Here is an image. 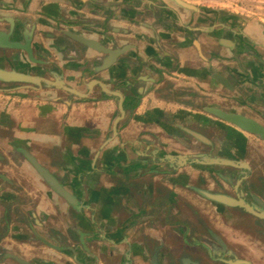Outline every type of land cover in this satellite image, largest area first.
Listing matches in <instances>:
<instances>
[{"label": "crops", "instance_id": "0c3cea01", "mask_svg": "<svg viewBox=\"0 0 264 264\" xmlns=\"http://www.w3.org/2000/svg\"><path fill=\"white\" fill-rule=\"evenodd\" d=\"M184 1L0 0V67L76 89L0 81V264H264V219L205 194L264 208V140L208 111L264 125V33Z\"/></svg>", "mask_w": 264, "mask_h": 264}, {"label": "water", "instance_id": "95a60500", "mask_svg": "<svg viewBox=\"0 0 264 264\" xmlns=\"http://www.w3.org/2000/svg\"><path fill=\"white\" fill-rule=\"evenodd\" d=\"M178 1L181 4H189L184 0H178ZM72 36L77 38L81 42L88 44L89 46H93V47L97 48L98 50L104 51L107 54H109L108 49L104 48L103 46H101L100 44H98L96 41H94L92 39L82 37L81 35H78V34H72ZM10 46L23 48L30 53L28 45L20 46L18 43H14V44H10ZM118 53H119L118 51H114V52L110 51V55L106 58V64L101 66V67L102 68L106 67V66L110 65L112 62H114V60L116 58L115 56ZM0 80L32 82V83H36L39 85L44 83V84L49 85V86H57L59 88H64V89L69 90V91H74L70 87H68L65 84L64 80L59 76H57L56 80H51L49 78H46V77H43L40 75H35L32 73L18 71V70H14V69H6V68H2V67H0ZM108 92H111L112 94L118 96L120 112H122V114H123L124 108H123L122 100H121L122 95L119 92H115L112 90H108ZM208 111L219 116L220 118H222L223 120H225L227 122H230V123H233V124L239 126L242 129H245L247 131L259 134L264 139V126L261 123H259L257 120H255L251 117H248V116H246L242 113H239V112L225 111L223 109L215 108V107L208 108ZM120 117H121V115L119 116V118ZM118 120L119 119H117V122H118ZM115 131H116V129H115ZM27 156H28L29 160L32 162V164L34 165V167L36 168L37 172L40 174V176L42 178H44L58 194L62 195L67 200H70V201L73 200V196L64 188V186L60 183L58 178L52 172H50V170L48 168H46L42 164H40L33 155L27 153ZM205 194L208 198H210L213 201L223 202V203H226V204L231 205V206H236V205L242 206L247 211L252 212V213L256 214L257 216L264 218V211L262 209H259V211H258V208H255V207L251 206L250 204H247L243 199H236V198H234L228 194L213 193V192H208V191H205ZM14 257L18 261H20L24 264H29L26 262V260H24V259H22L16 255ZM231 262L235 263V264H248L249 263L247 260L238 259V258H235V260H233ZM189 264H197V263L196 262H190Z\"/></svg>", "mask_w": 264, "mask_h": 264}, {"label": "rangeland", "instance_id": "374dc122", "mask_svg": "<svg viewBox=\"0 0 264 264\" xmlns=\"http://www.w3.org/2000/svg\"><path fill=\"white\" fill-rule=\"evenodd\" d=\"M191 2L209 9L214 8L224 16L232 17L240 31L252 29L264 33V0H191ZM9 263L19 264L12 258ZM32 263L42 264L38 258H34Z\"/></svg>", "mask_w": 264, "mask_h": 264}, {"label": "flooded vegetation", "instance_id": "af4514ba", "mask_svg": "<svg viewBox=\"0 0 264 264\" xmlns=\"http://www.w3.org/2000/svg\"><path fill=\"white\" fill-rule=\"evenodd\" d=\"M116 59V58H115ZM15 70V69H14ZM28 73H31V72H28ZM32 74H35V73H32ZM35 75H37V74H35ZM44 77V76H43ZM47 78V77H46ZM0 81H2V82H5V83H11V84H13V85H15V86H17V85H28V86H36V87H44V86H49V85H46V84H44V83H42V84H36V83H32V82H19V81H4V80H0ZM66 84V83H65ZM67 85V84H66ZM68 86V85H67ZM51 87H57V86H51ZM68 87H70V86H68ZM59 88V87H58ZM72 90H74V91H69V90H66V91H69V92H76V89H74L73 87H70ZM61 89H64V88H61ZM116 92V91H115ZM121 94V93H120ZM114 95V94H113ZM114 96H116V95H114ZM117 98H118V96H116ZM122 105H123V97H122ZM118 103H119V101H118ZM123 108H124V105H123ZM216 108V107H215ZM221 109V108H220ZM119 110H120V108H119ZM232 112H235V111H232ZM211 113V112H210ZM240 113V112H239ZM125 109H124V113L122 114V112H120V115H121V119H119L118 120V122L115 124V129H116V133L118 132V123H119V121L120 120H122L123 118H124V116H125ZM213 114V113H212ZM243 114V113H242ZM119 115V116H120ZM215 115V114H214ZM245 115V114H244ZM118 116V117H119ZM217 116V115H216ZM247 116V115H246ZM117 117V118H118ZM219 117V116H218ZM249 117V116H248ZM222 119V118H221ZM223 120V119H222ZM225 121V120H224ZM227 122V121H226ZM228 123H230V122H228ZM260 123V122H259ZM230 124H233V123H230ZM233 125H235V124H233ZM263 125V124H262ZM235 126H237V125H235ZM264 126V125H263ZM238 128H240L239 126H237ZM241 130H244V131H246V132H250V131H247V130H245V129H242V128H240ZM197 133V132H196ZM250 133H253V132H250ZM198 135L196 136V138H198V139H204V137H203V135L202 134H199V133H197ZM253 134H256V133H253ZM256 135H258L262 140H264L259 134H256ZM205 140V139H204ZM36 158V157H35ZM178 158L179 159H181V160H185V164H188V163H190V159L188 158V156H186V155H178ZM29 159V158H28ZM37 159V158H36ZM38 161V160H37ZM31 162V161H30ZM39 162V161H38ZM232 162V161H231ZM40 163V162H39ZM41 164V163H40ZM232 164H235V165H237V166H246V165H243V164H241L240 162H238L237 164H236V161L235 162H232ZM45 167V166H44ZM248 170H249V168H247ZM61 183V182H60ZM62 184V183H61ZM51 186V185H50ZM65 188V187H64ZM66 189V188H65ZM208 191V190H207ZM208 192H213V193H220V194H226V193H221V192H214V191H208ZM228 195H231V194H228ZM62 196V195H61ZM232 197H234V198H236V199H243L247 204H250L248 201H246L245 199H244V197H242V196H240V197H237L236 195L234 196V195H231ZM211 200V199H210ZM216 203H218V204H223V205H225V206H230V207H241L242 209H244V210H246L244 207H242V206H238V205H236V206H231V205H228V204H226V203H223V202H218V201H215ZM251 205V204H250ZM252 206V205H251ZM259 209H261V208H259ZM259 209H258V211H259ZM262 210L264 211V208H262ZM261 210V211H262ZM247 211V210H246ZM247 212H249V211H247ZM249 213H252V212H249ZM252 214H254V213H252ZM254 215H256V214H254ZM257 216V215H256ZM259 218H262V217H260V216H258ZM262 219H264V218H262ZM14 258V259H13ZM20 258H22V257H20ZM12 259L13 260H15L16 262H18L19 264H24V263H22V262H20V261H18L15 257H12ZM22 259H24V258H22ZM24 260H26V259H24ZM229 261V260H228ZM26 262L27 263H29V264H33L31 261H29V260H26ZM231 264H235V263H232V262H230ZM198 264V263H197ZM223 264H229V263H226V262H224Z\"/></svg>", "mask_w": 264, "mask_h": 264}]
</instances>
